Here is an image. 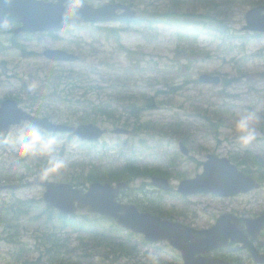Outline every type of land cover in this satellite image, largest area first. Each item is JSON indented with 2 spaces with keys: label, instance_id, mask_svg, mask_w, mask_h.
<instances>
[{
  "label": "rangeland",
  "instance_id": "374dc122",
  "mask_svg": "<svg viewBox=\"0 0 264 264\" xmlns=\"http://www.w3.org/2000/svg\"><path fill=\"white\" fill-rule=\"evenodd\" d=\"M109 1L112 0H87L94 7ZM114 1L129 3L132 0ZM133 1L139 7L141 17L150 19L152 22L153 12H167L171 8V0ZM192 1L194 0H180L181 3L178 2L175 6L180 12L189 13L196 7L192 6ZM217 1L221 2L227 10L228 15L223 19L235 36L241 35L240 30L245 24V13L253 5L252 2L254 5L264 2V0ZM212 6L216 8L215 12L222 8L219 4ZM197 8L200 12L207 11L202 6L195 9ZM178 19L184 23L193 24L192 20H188L186 16ZM168 21V18H164V23L153 27L149 26L150 23L140 21L102 24L122 30V43L131 53L122 51L114 40H110L105 29L99 30L90 24L56 31L54 34L27 33L22 36L14 34L17 24H1L0 104L7 97H20V106L31 111L34 101L32 97H34L35 109L40 111L34 114L39 116H45L46 113L54 114L51 119L63 123L67 119L75 120L85 115L87 111L90 112L91 104L97 103L98 100L124 103L131 98V102L139 100V104L143 106V93L155 96L157 100H162L164 103L154 100L152 103L156 104V107L143 110L141 114L146 121L153 120L158 123L159 127L166 132L165 134L156 133L153 138L150 132L138 131L133 124L119 125L130 128L131 134H115L113 131L115 125L109 121L98 123L108 131L96 143H85L78 138H70L68 134L57 133L55 135L62 140L59 154L69 161V165L67 169L55 175L62 174L64 177L72 175L74 178L76 173L89 171L97 166L107 169L128 160H139L150 166L168 167V160L177 155V166H169L171 173L168 178L172 184L171 191L163 192L154 188L150 183L152 175L135 178L132 180L131 190L120 197V202L135 203L143 208L142 210L151 209L154 212L155 209L160 210L164 217H168L167 219L176 220L194 228H208L214 224L218 216L224 213L251 217L262 214L264 213V186L258 191L234 198H222L212 194L185 197L178 193L177 188L182 179L193 178L203 172V164L208 154L230 158L239 169L248 165H239L232 156L242 158L247 156L249 151H253L264 160V37L246 38L245 47H241L242 41L237 39L238 37L234 41L228 38L225 40L222 34L218 33L216 26L208 21L200 25L201 32L197 37H186V39L178 36L177 31L171 28ZM189 43H193L195 51L200 54L193 57L194 62L191 64L188 63L186 54L179 53L183 46L188 49ZM19 46H25L27 52L35 53L25 56ZM49 48L78 54L80 61L76 63L50 61L43 55V51ZM256 53L260 57H250ZM207 54L210 55L207 56ZM177 56L181 59L180 65L177 62ZM243 56H248L244 68L249 71V75L240 79L238 83L215 87L191 82V80H197L201 73L216 71L223 73L227 79L239 76L235 68L236 60L232 58ZM65 68L90 75L93 83L99 86L71 90L63 84L60 89L54 90L41 79L53 69ZM36 71L40 72L41 78L31 77V73ZM187 80L190 81L186 82ZM167 82H170V86L174 85L172 89L174 93H166L171 90L167 87ZM222 89H226L229 95H225L224 98L219 97L218 92ZM157 90L159 91L156 92ZM236 110L252 111L260 116L257 129L259 135L247 145L238 141L239 134L233 127ZM206 114L212 119L205 118ZM179 118L185 121L191 132L196 134V138L187 143L190 148L188 156L179 149L181 132L164 126V123H176ZM211 120L218 124V127L212 125ZM26 123L28 122L13 127L10 135H14V130L23 127ZM3 141H0V184L19 182V180H13L19 177H23L24 181L32 179L47 158L21 157ZM29 166L34 167L32 172H29ZM51 179L55 178L51 176ZM80 187L86 189V186ZM43 193L44 188L39 186L15 191L4 190L0 191V200H6L8 203H20L21 200L27 199L41 200ZM42 203V205L38 203L41 206L40 211L46 206L45 202ZM42 220L43 218L37 221L25 218L20 221V238L18 236V239L21 243L18 247L0 240V264H26L29 261L34 262L33 264H68L70 256L77 263L78 259H81L79 264H88L83 256L85 249H89L86 244L89 242L93 244V241L87 237L82 242L80 237L89 235L82 234L73 228L65 227L53 237L58 245H64L61 254L56 258L47 255L44 252L47 246L45 236L40 227ZM109 224L110 222L103 223V226L108 228ZM1 232L2 228H0V234ZM117 236L123 240L128 238L136 248L135 253L118 255L114 261V254L104 247L108 243L107 245L103 243L94 251L88 250L92 254L91 261L94 264H184L181 252L166 241L148 243L143 235L134 234L125 229L118 231ZM103 241L109 242V239H98V243ZM261 241L264 242V235L258 240V242ZM69 248L73 250L69 251ZM216 254L219 256L228 254L235 259H240L242 263L251 264L248 254L238 246L217 251Z\"/></svg>",
  "mask_w": 264,
  "mask_h": 264
},
{
  "label": "water",
  "instance_id": "95a60500",
  "mask_svg": "<svg viewBox=\"0 0 264 264\" xmlns=\"http://www.w3.org/2000/svg\"><path fill=\"white\" fill-rule=\"evenodd\" d=\"M123 9V13L118 10ZM136 16V12L122 3H106L101 7H93L85 0H0V24L16 22L21 25L15 34L26 32H41L65 29L84 22L124 21ZM245 29L264 32V6L250 10L247 15ZM44 55L54 61H76L78 56L62 49H47ZM201 83L219 84L221 78L202 74ZM23 121H30L49 132H68L83 140L94 141L103 136L105 129L88 123L67 125L57 123L48 117H41L19 107L18 101L7 98L0 107V140L8 137L10 129ZM128 129L119 127L117 134H128ZM181 151L188 155L189 148L180 142ZM30 185L46 188L43 199L57 207L65 214H73L78 208H88L90 213H98L108 218H114L120 226L132 229L136 233H144L151 242L169 241L175 248L182 251L186 264H230L229 261L211 252L222 247L242 243L256 262L264 264V254L254 246L250 235L257 236L264 229V215L256 218L238 217L224 214L215 226L199 230L177 221L163 219L151 212H141L135 204H123L117 200L124 189L130 185L118 182L116 186L106 183L93 182L84 192L73 184L51 181L42 177L39 172L33 180L27 183L1 186L0 189H20ZM152 185L163 190H170L169 180L161 176L152 177ZM260 187L254 178L239 170L237 165L226 157L208 154L204 163L203 173L191 179L180 182L178 191L184 195L199 193H214L221 196H235ZM248 225L245 232L243 223Z\"/></svg>",
  "mask_w": 264,
  "mask_h": 264
},
{
  "label": "trees",
  "instance_id": "16d2710c",
  "mask_svg": "<svg viewBox=\"0 0 264 264\" xmlns=\"http://www.w3.org/2000/svg\"><path fill=\"white\" fill-rule=\"evenodd\" d=\"M235 1V0H232ZM194 5H207V11H202L200 12L198 9H194L189 13L186 12H179V9L176 8L174 5H178V0H173L174 5L169 8V10L165 13H158V12H153V16L156 17V19L163 18L165 16L168 17H176L177 15H180L181 17H190L192 18L194 24H196L193 27H183L181 25H175V30L177 31L178 35L185 36L187 35H195V37L198 36L199 32V26L201 23L205 24L208 21L211 22V25H215L216 29L219 34H222L224 39L226 38L231 39L234 41L238 36H235V34H232L230 32V27L228 24L225 23V20L223 19L224 16L228 15L227 10L224 9V5L222 6V3L217 1V0H194L193 1ZM130 4L135 6V2L132 1ZM219 4L220 7H222L218 12H215L216 8L213 7L212 5H217ZM161 21V20H160ZM185 29V30H184ZM112 31V35L115 37L116 42H121L120 38V32L118 29L115 28H110ZM184 30V32H182ZM261 34L257 33L255 36H260ZM232 36H235V38H231ZM241 37L240 39H243V46L245 45V36H239ZM123 46V45H121ZM188 49H186V46H183L182 49L179 50V53H182V55L186 54V57L188 58V63H192L193 57L195 55L200 56L198 52L195 51L193 43H189ZM20 49L27 54H32V52H27L25 46H19ZM123 49H127L125 46ZM130 52L131 51H127ZM210 54H207V56ZM206 56V57H207ZM203 57V56H201ZM233 60H236L235 68L237 70V73L239 76H235L231 79H227L224 76L223 80V85L224 86H230L234 83H238V81L242 78L247 77L249 75V71L244 68V64L247 62V57H239V58H232ZM177 62L181 63V59L177 56ZM189 66V64H187ZM181 68V67H180ZM40 72L36 71L35 73H31V77H40ZM41 78V77H40ZM90 75L83 73L81 71L77 70H69L68 68L65 69H53L47 76H43V79L47 84L52 86L54 90L60 89V87L63 84H66L68 87L73 90V88H81V87H86V86H92V87H98L99 85H95L93 83V80L90 79ZM190 80H187L188 82ZM191 82L196 83L197 81L191 80ZM168 83V88H171L169 91L170 94L174 93L172 89H174L173 86H170V82ZM159 90H157L158 92ZM165 93V92H164ZM144 95V105L141 106L139 104V100L137 101H132L131 98L126 100L124 103L120 101L121 103H114L113 101H105V100H98V102H93L90 107V112H86L85 115L77 117L75 120L67 119L65 120L68 123H72V121H76V123H88V122H94V123H105L106 121L111 122L115 126L123 125V126H133L135 127L136 130L138 131H147L150 132V136L153 137V135H156V133H163L165 134L162 130V128L159 127V124L156 123L153 120H148L146 121L143 119L141 112L146 109H151L156 107V104H153L154 100H157L155 96H149L146 93H143ZM219 97L224 98L225 95H229L226 89H222L218 92ZM33 98V106L31 110L33 112H39V110L35 109L34 102H36V99ZM17 99L21 100L20 97H17ZM161 101L163 104L164 102L162 100H157ZM121 105V106H120ZM46 115L50 117H54V114L46 113ZM179 116V114H177ZM201 115V114H199ZM208 114L204 115L205 118H210V116H207ZM57 117V116H55ZM212 125H215V127H218V124H216L214 121H210ZM165 127H170L172 129H176L177 132H181V139L184 140L186 143H190L196 138V134L194 132H191L188 129L187 124L185 123L184 120L181 118L178 119L176 123H164ZM217 133V132H215ZM155 138V137H153ZM177 155L173 156L168 160V165L169 166H177L178 160L176 158ZM246 157V158H245ZM233 160L235 162H238L239 165H248L243 168L246 173L256 177L258 180L264 182V160L261 159V156H259L258 153H254L253 151H249L247 156H244L242 158H239L237 156H232ZM241 159V160H240ZM168 167H157V166H150L141 163L138 160H128L125 163H122L120 165L112 166L111 168L103 169L99 166L92 168L89 171H83L81 173H76L74 178L71 176L64 177L62 176H57L55 174H51L55 179L58 180H65L74 183L76 186H86L87 183L91 181H103V182H113L115 180H126L128 182H133L135 178H144L149 175L153 174H158L161 176H166L170 177L171 173V168ZM42 167V166H41ZM29 172H32L34 170L33 166L28 167ZM11 177V176H10ZM16 177V176H15ZM23 177H19V180H23ZM15 180V179H13ZM38 201L35 200H21L20 203H15L12 202L11 204H5L2 203L0 204V225L3 226V230L0 234V240H5L8 243L12 245H19L21 243V240L18 239V230H19V223L18 217H21L24 214L28 213V210L30 211L29 207L30 204L32 203L31 206L33 208H37ZM55 210L48 208L43 214H46L47 212V218L45 220V224L47 225L48 229H53L57 230V226H52L50 228L51 223H54V217L53 213ZM155 212H160L159 214L163 215V212L160 210L155 209ZM79 215V214H78ZM82 215L81 217L78 216L79 221L76 222V217H71L65 219V223H63L64 227H72L75 229V227H79L80 231H83V233L88 234L90 238V241H93V244L90 242L86 245L89 246V249H85V254L84 258L87 260L88 264H94L91 261V253L88 252V250L94 251L96 250L97 246L103 243H108L107 247L110 252L114 254V261L117 259L118 255H128V254H134L135 252V247L129 239H124L120 238L117 236L119 228L115 223L112 221L106 220L105 218H102L97 215H90L86 212L84 214L80 213ZM42 216L41 212L35 216V219L38 220ZM34 216H32L33 218ZM62 219V216H60ZM110 222L109 227L105 228L103 226V223ZM44 233V228L41 229ZM99 240L103 239H109V242H99ZM46 240V248L44 252L56 258L61 254L63 251V246L58 245L56 242V239L47 237L45 238ZM73 250V248H69V251ZM82 260L78 259V263L76 260H73L72 257H69V262L68 264H79ZM113 261V259H112ZM34 262L31 263H26V264H33Z\"/></svg>",
  "mask_w": 264,
  "mask_h": 264
},
{
  "label": "clouds",
  "instance_id": "9594fccd",
  "mask_svg": "<svg viewBox=\"0 0 264 264\" xmlns=\"http://www.w3.org/2000/svg\"><path fill=\"white\" fill-rule=\"evenodd\" d=\"M232 123L239 134L237 139L243 145L251 143L259 135L260 116L256 112L236 110ZM3 142L21 157H46L40 168L42 177L68 168L69 161L59 154L62 140L39 125L26 123L15 129L14 135H9Z\"/></svg>",
  "mask_w": 264,
  "mask_h": 264
},
{
  "label": "flooded vegetation",
  "instance_id": "af4514ba",
  "mask_svg": "<svg viewBox=\"0 0 264 264\" xmlns=\"http://www.w3.org/2000/svg\"><path fill=\"white\" fill-rule=\"evenodd\" d=\"M259 238H260V237L255 238L254 241H255L256 245H257L260 249L263 250L264 244H261V242H258ZM239 248H241V246H239ZM243 251H244V250H243ZM263 251H264V250H263ZM222 255H225V256H226V257H224V258H227V257H228L227 259L230 260L232 264H236V263H235L236 261L233 262L232 259H234V258L231 257L230 255H228V254H222ZM222 257H223V256H222ZM249 258H250V257H249ZM250 259H251V258H250ZM250 259H249V261L251 262V264H254V263H252V260H250ZM237 261L240 262V259L237 258ZM240 264H245V263L240 262Z\"/></svg>",
  "mask_w": 264,
  "mask_h": 264
}]
</instances>
